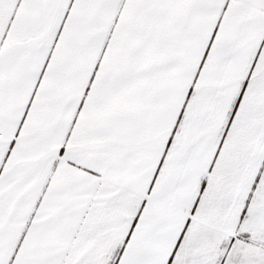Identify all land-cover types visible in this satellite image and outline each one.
I'll return each mask as SVG.
<instances>
[{"label": "snow or ice", "instance_id": "snow-or-ice-1", "mask_svg": "<svg viewBox=\"0 0 264 264\" xmlns=\"http://www.w3.org/2000/svg\"><path fill=\"white\" fill-rule=\"evenodd\" d=\"M0 264H264V0H0Z\"/></svg>", "mask_w": 264, "mask_h": 264}]
</instances>
